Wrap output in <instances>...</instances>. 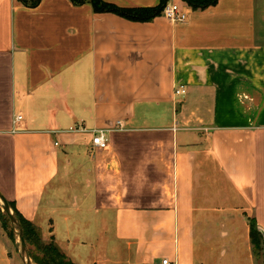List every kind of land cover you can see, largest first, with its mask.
Wrapping results in <instances>:
<instances>
[{"label":"crops","instance_id":"0c3cea01","mask_svg":"<svg viewBox=\"0 0 264 264\" xmlns=\"http://www.w3.org/2000/svg\"><path fill=\"white\" fill-rule=\"evenodd\" d=\"M169 3L0 0V190L78 264H264V0Z\"/></svg>","mask_w":264,"mask_h":264},{"label":"trees","instance_id":"16d2710c","mask_svg":"<svg viewBox=\"0 0 264 264\" xmlns=\"http://www.w3.org/2000/svg\"><path fill=\"white\" fill-rule=\"evenodd\" d=\"M26 4L37 5L41 0H21ZM74 4L80 5L84 3H91L96 12H113L122 17L133 21H151L154 18L163 15L165 6L170 0H161L157 6L154 7H137L127 8L119 7L104 0H72ZM193 9H206L210 6L216 5L219 0H183ZM13 209L19 217L27 244L31 246L29 253L36 264H78L70 259L62 249L55 242L45 243L42 237L40 228L32 221L26 219L16 208L15 202L10 201ZM1 207V205H0ZM0 216L4 221H9V217L0 208ZM7 223V222H6ZM11 225V223H10ZM12 227V226H11ZM13 231L14 228L12 227ZM251 241L255 253H263L264 255V232L260 229L254 219H250Z\"/></svg>","mask_w":264,"mask_h":264},{"label":"built area","instance_id":"2783aa9c","mask_svg":"<svg viewBox=\"0 0 264 264\" xmlns=\"http://www.w3.org/2000/svg\"><path fill=\"white\" fill-rule=\"evenodd\" d=\"M163 15L167 17L172 22H185L188 19V13L183 10L178 4L176 3H168L163 11ZM185 93V89L183 86L176 89V94H183ZM23 119L21 114L15 117V123L19 122ZM93 145L101 148L106 149L110 145V141L107 135V130L99 129L94 132V136L92 139ZM162 264H172L171 261L167 258L162 260Z\"/></svg>","mask_w":264,"mask_h":264},{"label":"water","instance_id":"95a60500","mask_svg":"<svg viewBox=\"0 0 264 264\" xmlns=\"http://www.w3.org/2000/svg\"><path fill=\"white\" fill-rule=\"evenodd\" d=\"M0 204L3 212L9 217L11 226L14 228L19 237L20 256L24 264H36L30 256L29 247L25 239L22 223L13 209L8 198L0 190Z\"/></svg>","mask_w":264,"mask_h":264},{"label":"rangeland","instance_id":"374dc122","mask_svg":"<svg viewBox=\"0 0 264 264\" xmlns=\"http://www.w3.org/2000/svg\"><path fill=\"white\" fill-rule=\"evenodd\" d=\"M0 208L3 211L2 205H1ZM6 222L4 221V218L2 216H0V235L6 240L8 246H9L8 247L9 248V253H10L11 256H13V258H15V264H24L22 259H21V256H20V247H19L18 234L16 233L15 230L13 231V229H12V227L10 225V222L9 221H6ZM41 233H42V231H41ZM42 237H43V233H42ZM43 240H44L45 243L55 242L53 237H51V238L50 237H48V238H44L43 237ZM28 247L30 248L31 246L28 245Z\"/></svg>","mask_w":264,"mask_h":264}]
</instances>
